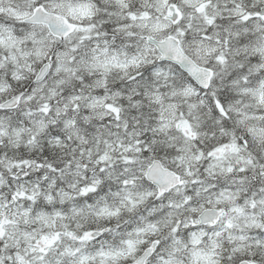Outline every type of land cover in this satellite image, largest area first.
Returning <instances> with one entry per match:
<instances>
[{"label":"snow or ice","instance_id":"obj_1","mask_svg":"<svg viewBox=\"0 0 264 264\" xmlns=\"http://www.w3.org/2000/svg\"><path fill=\"white\" fill-rule=\"evenodd\" d=\"M0 264H264V0H0Z\"/></svg>","mask_w":264,"mask_h":264}]
</instances>
